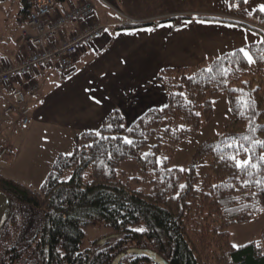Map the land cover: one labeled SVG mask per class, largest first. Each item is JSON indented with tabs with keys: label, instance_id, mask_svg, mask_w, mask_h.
<instances>
[{
	"label": "trees",
	"instance_id": "1",
	"mask_svg": "<svg viewBox=\"0 0 264 264\" xmlns=\"http://www.w3.org/2000/svg\"><path fill=\"white\" fill-rule=\"evenodd\" d=\"M36 2L19 1V21ZM244 4L229 0L233 11ZM186 19L163 22L174 29ZM253 19L261 40L245 50L256 72L239 50L207 66L162 71L155 82L166 91L163 108L147 111L130 126L114 111L96 132L76 135L72 153L55 159L38 191L0 175V194L9 203L0 230V264H114L116 259L117 264H154L129 252L134 249L149 250L168 264H264V229L238 248L229 238V229L264 214V148L256 143L264 142V13L255 12ZM217 94L226 96L231 122L196 150L195 157L208 159V175L199 185L193 170L171 166L173 148L211 119L210 97ZM150 141L155 144L147 150ZM226 141L243 146L239 160L248 159L244 149L252 148L259 169L235 168L228 158L235 149ZM127 161L137 165L143 179L119 171ZM67 170L72 176L62 182ZM143 183L148 192L137 190ZM98 224L111 229L114 238L81 251L84 229Z\"/></svg>",
	"mask_w": 264,
	"mask_h": 264
},
{
	"label": "crops",
	"instance_id": "2",
	"mask_svg": "<svg viewBox=\"0 0 264 264\" xmlns=\"http://www.w3.org/2000/svg\"><path fill=\"white\" fill-rule=\"evenodd\" d=\"M101 1L95 2V14L90 19L68 25L56 33L54 43L61 44L93 26L107 27L102 39L75 57L68 75H58L52 64L0 87V144L11 148L12 137L19 129H25L27 136L38 134L42 139L59 141L67 137L70 142V137L80 133L96 132L114 111H119L125 125L130 126L147 111L166 105V91L155 82L162 71L207 66L218 57L256 45L261 40L255 31L260 29L259 23L253 15L261 12L264 0H247L243 8L236 11L231 10L229 0ZM82 2L57 1L50 17L54 19ZM19 12L16 22L23 31L11 44L0 42V69L15 67L31 53L23 34L34 36L35 31L19 21ZM172 18L187 19L173 29L171 24L163 22ZM127 21L133 25H155L124 28L129 26L124 25ZM30 85H36L38 91L28 97L29 124L22 127L13 119L4 123L2 113L7 103H11V93L25 91ZM35 131L38 132L35 134ZM72 140L74 142V138ZM14 155L13 152L9 159L0 157L1 176L8 168L14 170V163L20 164L15 162L18 152L16 157ZM3 162L9 167L5 168ZM9 180L19 184L15 178ZM263 218L264 214L249 224L229 229L231 245L241 247L246 245L243 241L258 239L264 228L259 227L257 231H250V228ZM243 226L247 229L236 231Z\"/></svg>",
	"mask_w": 264,
	"mask_h": 264
},
{
	"label": "rangeland",
	"instance_id": "3",
	"mask_svg": "<svg viewBox=\"0 0 264 264\" xmlns=\"http://www.w3.org/2000/svg\"><path fill=\"white\" fill-rule=\"evenodd\" d=\"M98 5H100V3H98ZM19 9V0L0 2V42L11 44L15 37L20 38L23 28L17 26L16 22ZM11 32H13V34H11ZM256 71L257 67L255 64L253 62L250 63V72ZM210 100L213 107V115L211 119L205 123L193 136L189 137L187 140L173 148V157L171 163L173 168L183 171L193 170L198 179L199 185L208 175V159L195 157L196 150L206 140L220 133L231 122V114L226 96L217 94L211 96ZM34 127H36V125ZM25 131V129L17 130L16 136L12 137L11 143V149L15 153L14 157L17 156L18 152L15 162L17 161V164H20L16 166L14 163V170H9V164L3 162V166L8 168V171L5 170L2 173V176L7 179L15 178L19 180L18 182L22 186L29 188L32 191H38L50 172L55 159L59 155L67 156L72 153V139L74 137H70V142L67 140V137L64 139V141L54 139L50 140L42 139L41 135L38 134L27 136ZM37 132L38 131H35V134ZM154 144L155 141H150L147 150ZM3 158L9 159L11 156ZM119 168L121 173H130L139 179L144 178L143 174L134 162H123ZM71 176L72 171L67 170L63 173L61 181L67 182L70 180ZM137 190L148 192L149 185L147 183H143L137 188ZM259 222L260 224H257ZM259 227L264 228V218L263 220H258L256 224L250 228V231H257ZM241 229L247 228L245 226L240 228L238 227L236 228V231H241ZM112 235V230L102 224L86 227L84 229V238L81 244V251L89 249L92 245L97 244L99 241ZM243 242L247 244L250 241Z\"/></svg>",
	"mask_w": 264,
	"mask_h": 264
},
{
	"label": "built area",
	"instance_id": "4",
	"mask_svg": "<svg viewBox=\"0 0 264 264\" xmlns=\"http://www.w3.org/2000/svg\"><path fill=\"white\" fill-rule=\"evenodd\" d=\"M95 0H83L76 8L52 19L51 13L56 0H37L32 10L24 16L26 27L35 31L34 36L23 34L31 53L15 67L0 69V87L8 85L18 79H24L36 71L54 64L60 76L68 75L73 68L75 57L84 49L99 41L106 33V26L99 24L84 30L80 35L70 38L61 44H55L56 33L68 25L83 22L95 14ZM100 2V0H97ZM124 24H132L127 21ZM38 87L30 85L25 91L15 90L11 93V103L3 109L4 123H14L25 127L30 122V108L28 97L36 95ZM2 130L0 126V138ZM13 156V150L0 144V157Z\"/></svg>",
	"mask_w": 264,
	"mask_h": 264
},
{
	"label": "snow or ice",
	"instance_id": "5",
	"mask_svg": "<svg viewBox=\"0 0 264 264\" xmlns=\"http://www.w3.org/2000/svg\"><path fill=\"white\" fill-rule=\"evenodd\" d=\"M244 2L246 3L247 0H244ZM260 11L264 12V5H260ZM146 31L151 32V31H153V29H147ZM239 51L243 54L244 57H246L248 59L249 63L253 62L252 57L249 55V53L245 49L241 48ZM233 55H235V54L233 53ZM207 71L210 72L212 70L208 69ZM129 131H130V129H129ZM96 134L99 135V133H96ZM113 139H115V137H113ZM245 139H247V138L245 137ZM123 142L126 144H129V145H131L133 143V141H131L127 138H124ZM225 143H226L228 148L235 149V152L230 153L228 156V158L230 160H232L233 166L235 168L239 169L242 172H247L249 169H259V165L252 162V157H251V153L253 152L252 148L244 149V151L249 154L248 159L239 160V159H236V156L239 154V152L243 146L239 145V143L235 142V141H233V142L226 141ZM256 143L259 144L260 147L264 148V142L257 141ZM260 160L262 162H264V156L260 157ZM257 183L259 184L261 182L257 181ZM245 186H247V181L245 182ZM261 190L264 191V187H262ZM137 231H143V229H137ZM238 247H239L238 245H235V244L233 245V248H238Z\"/></svg>",
	"mask_w": 264,
	"mask_h": 264
},
{
	"label": "water",
	"instance_id": "6",
	"mask_svg": "<svg viewBox=\"0 0 264 264\" xmlns=\"http://www.w3.org/2000/svg\"><path fill=\"white\" fill-rule=\"evenodd\" d=\"M8 214H9V203H8V200L6 199V197L4 195H1L0 194V230L2 228V226L4 225L7 217H8ZM114 238V235L106 238V239H103L101 241H99L97 243V245H102L104 242L110 240ZM130 253H134L135 255H145V256H148L150 257L154 264H168L165 260H163L161 257H159L157 254L149 251V250H131L129 251ZM119 259H116L114 264H117Z\"/></svg>",
	"mask_w": 264,
	"mask_h": 264
},
{
	"label": "bare ground",
	"instance_id": "7",
	"mask_svg": "<svg viewBox=\"0 0 264 264\" xmlns=\"http://www.w3.org/2000/svg\"><path fill=\"white\" fill-rule=\"evenodd\" d=\"M97 0H95L94 1V3L96 2ZM97 2H99V1H97ZM100 3H102V1L100 0ZM76 8V7H75ZM124 25H133V23L132 24H124ZM32 37V36H31Z\"/></svg>",
	"mask_w": 264,
	"mask_h": 264
},
{
	"label": "flooded vegetation",
	"instance_id": "8",
	"mask_svg": "<svg viewBox=\"0 0 264 264\" xmlns=\"http://www.w3.org/2000/svg\"><path fill=\"white\" fill-rule=\"evenodd\" d=\"M104 243H105V242H104ZM104 243H103V244H104ZM85 250H86V249H85ZM83 251H84V250H83Z\"/></svg>",
	"mask_w": 264,
	"mask_h": 264
}]
</instances>
